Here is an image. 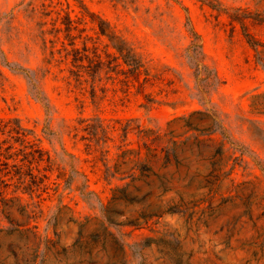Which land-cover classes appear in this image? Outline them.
<instances>
[{
	"label": "rangeland",
	"instance_id": "rangeland-1",
	"mask_svg": "<svg viewBox=\"0 0 264 264\" xmlns=\"http://www.w3.org/2000/svg\"><path fill=\"white\" fill-rule=\"evenodd\" d=\"M0 116L46 151L0 264H264V0H0Z\"/></svg>",
	"mask_w": 264,
	"mask_h": 264
},
{
	"label": "trees",
	"instance_id": "trees-1",
	"mask_svg": "<svg viewBox=\"0 0 264 264\" xmlns=\"http://www.w3.org/2000/svg\"><path fill=\"white\" fill-rule=\"evenodd\" d=\"M239 21L246 40L254 50H257V40L246 32L244 22ZM100 30L104 31L103 28ZM194 34L197 35L195 32ZM194 46L195 49L199 47L198 44ZM117 50L128 67L131 79L137 82L138 88L142 91L147 81L142 62L124 49ZM29 132L30 129L23 126L16 117L0 116V205H9L14 200L20 202V193H27L31 197L38 183L36 175L44 176L38 164L45 158L46 151L30 138ZM30 204V201L24 202L22 209H27Z\"/></svg>",
	"mask_w": 264,
	"mask_h": 264
}]
</instances>
